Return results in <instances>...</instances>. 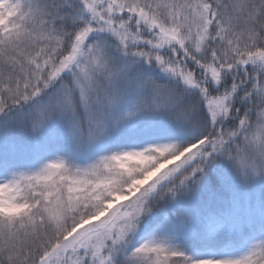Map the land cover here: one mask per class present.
Here are the masks:
<instances>
[{
    "label": "snow or ice",
    "instance_id": "snow-or-ice-1",
    "mask_svg": "<svg viewBox=\"0 0 264 264\" xmlns=\"http://www.w3.org/2000/svg\"><path fill=\"white\" fill-rule=\"evenodd\" d=\"M0 264H264V0H0Z\"/></svg>",
    "mask_w": 264,
    "mask_h": 264
}]
</instances>
